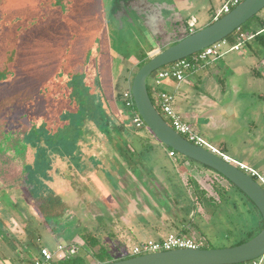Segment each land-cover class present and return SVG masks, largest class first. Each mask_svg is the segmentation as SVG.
Masks as SVG:
<instances>
[{"label": "rangeland", "instance_id": "1", "mask_svg": "<svg viewBox=\"0 0 264 264\" xmlns=\"http://www.w3.org/2000/svg\"><path fill=\"white\" fill-rule=\"evenodd\" d=\"M84 1L89 0H81L82 3ZM101 1L104 3L103 12L104 18L107 20L106 22H108L109 18H111L110 13L113 15L112 22L109 26L112 29V33H110L112 35V40L110 42L113 44L112 47L114 49V53L122 55L131 63L128 67L130 71L127 73V80L122 79L120 81L122 89L125 90L131 83H133L134 77L139 71L140 65H138L136 61L143 57L149 49L158 45L162 48V52H164L189 36L184 33L180 34L179 30L176 31L174 29V27H176L174 20L170 18L194 17L198 21V25L195 30L199 31L211 25L208 22H206L207 24H204V14L209 17L212 10L217 13L227 0H213L212 3L207 4L208 10L205 12L204 0H182L184 3L192 2V5H194L189 12L178 13L177 15L174 13V16H172V12H163L160 11L159 7H157L158 2L163 3V1H166L165 3L168 4L169 0H135L130 3L129 7H126L123 4L121 7L122 9L119 8L118 12L116 11L114 14V0ZM86 3L87 2L83 3V5ZM90 10L91 8L88 4L84 7H80L82 18H89ZM152 10L153 12H151ZM149 12L154 13L158 18H144L146 16L152 17V14H149ZM20 20V18H5L0 20V22L2 21V24H0V38H2L0 48V117L9 118L11 120L13 117H15V119L16 117L18 119L27 117L30 124L27 131H30L31 134L27 137V143L31 149L39 151V159L36 163L38 166H36V168L39 167L40 174H28L25 171L24 163L20 159L18 160L13 158L12 160H5L0 157V197L8 195V197H10L9 203L14 204L17 207L16 209H13L8 205L0 207V217L2 218L3 224L11 233L13 238H16V251H18V259L15 260V264H30L31 258H34V254L38 249L40 250L41 247L47 248L54 255L55 262L53 264H106L120 261L139 244L141 237H143L144 234V239L148 240L151 238L145 230V227L148 226V220H152L153 215L150 214L145 216L143 215L144 211H131V217H126V219L121 220L114 219V221H111L109 218H106V216L118 213V207L114 203H103L105 205L104 211L106 213L103 214L104 212L101 213L98 206L93 203L87 204L86 201H84V204H72L70 203V198L65 196L63 197L64 204L67 206L64 207L67 210V217L65 218H68L69 220L60 219V221L57 222L46 223L42 220L43 214L34 206V201L40 199L42 196L50 197L49 194L52 195L54 192V189L51 186L45 188L42 194L39 192H31V182L35 179V177L44 178L43 175L49 176L50 174L47 172H51L52 170L56 171V167L64 168L65 171L63 170L62 173L66 174L67 177V175L70 174H67L66 166L76 159V161H74L76 165L83 164L90 167V169H87V171L90 170V174H83L87 179L85 183L88 184L90 181H94L93 176L102 174L101 172L108 169V167L107 163L104 162L105 159L93 160L94 158L92 155L86 154L85 150L77 151V153L76 151L69 153L71 152L70 149L73 146L68 143L54 140V138H56V135L53 133L55 130L51 128L55 122L57 126H61L58 124L62 123V120H47L46 118H42L40 113H30L27 111V106L32 101V89L29 84L32 86L34 83L41 82V78L45 74L44 69H46L44 64L47 63L50 55L46 54L48 49L43 42L40 43V40L38 43L35 42L36 47L32 48L35 50L30 51V54L32 55L26 56V58H23L22 55V58H20V56L15 53V49H13L12 46L16 43V41L19 42L20 40L19 36L14 37L16 35H14L15 31L12 28L15 25L12 24H16ZM260 21H264V9L257 16L249 20L243 26L244 29H242L238 35L243 33L249 36L250 34L257 33L261 29ZM32 22L36 23L37 19H33ZM160 22L161 25L158 29L157 26ZM109 26H107L108 29ZM180 26H184L183 21ZM232 44L233 43H230L228 46H224L221 49L223 54L225 52L227 53L218 63L223 66L222 70L224 74L222 77H224V80L227 81L231 79V74L229 72H225L228 68L233 70L232 76L234 78H236L238 74L234 72L235 68L231 65L234 61H236L238 65H241L254 57L253 53L249 50L250 47L253 50H259L261 52V57L264 56V47L260 41L254 37H252L251 41H246V43L243 44L241 52H228L232 47ZM99 52H101V48L95 47L90 49L85 62L82 64L84 66V74L88 73L90 66L93 65V62H98L100 59L105 61L106 59L108 60V56H110L108 53L99 54ZM241 53L244 55L242 56ZM19 61L22 63L21 67L19 66ZM258 62L259 60H257L256 63ZM245 68L246 74H244L243 78L248 80L251 73L250 71L252 70L248 71L249 69L247 67ZM258 71L264 75V69L262 66L258 69ZM153 76L154 75L148 79L149 89L152 87ZM215 80H217V78ZM166 82H171L176 85L175 81L167 79L162 81V86ZM188 82L194 86V88H192L191 96H193L194 93L199 96L207 95L205 87L196 84L193 79H188ZM184 84L185 83L181 84L180 88H182ZM27 86L30 89L27 88ZM253 90L254 89L245 87L243 88L241 95H250ZM181 95L183 98L185 97L183 90H181ZM179 96L180 94L177 96V99ZM239 104H244L245 107L243 124L254 121L258 124L260 120L259 110L261 106H264V93L254 95L252 100L248 103L240 102ZM158 111L166 122L169 123V120L159 108ZM195 113L196 112L193 110V115H197ZM194 117L200 118V115ZM187 121L191 123V127L205 141L213 147L220 149V146L215 144L213 139L206 134L202 122L204 121L203 117H201L200 120ZM131 127L132 126H130V129ZM17 129V123H15L10 127V132L18 133L19 130ZM246 131L247 130L245 129L239 131L238 135L234 137L235 139L230 142V148L232 147V149H236L238 147L242 151V158H240L241 163H244L251 169L264 173V134L257 132L256 135L258 140L256 144L254 146L251 145L250 149H246L242 147L245 138L249 141ZM129 133L130 134L125 137V140L122 141L124 147L125 145L128 147V144L131 145L133 150L130 152L133 161L138 165L140 164L141 166H146L152 174L158 175V182L161 180L176 182L178 180L176 175L178 172H173V170L176 163L178 162L179 164V160H186L189 164H196L200 168L205 169L201 164L197 162L192 163V161L185 159L186 157L178 153L176 158L172 159L169 156V148L163 145L147 126L142 128H133ZM13 140L15 148L20 149L21 144L18 138L15 137ZM230 154L233 155V152ZM72 156H74L73 160L71 159ZM160 166L166 167L168 173L159 174L160 171L157 170V167ZM185 169L186 168H181L179 172L181 174H187V169ZM207 170L211 172V174L207 177H204V173L199 175L201 183L199 184L201 186L199 190L194 185L190 190H188L190 197H192L195 202H198L199 205L201 204L200 206L198 205L199 212H194L192 207L193 210H186L185 214H181L183 215V218L185 216L188 222H195L196 225L198 224L197 226L199 232L197 231L191 238L197 242L201 241V245H204L209 250L232 248L242 244L243 242H247L250 234H256V232L252 233V231L255 228V219L260 218V215L257 213L253 204L248 201L247 197L244 196L234 185L232 186L226 179L217 176V172L211 169ZM194 175L196 176V174ZM132 180L134 181H132L134 184L131 181L127 182L125 188L128 187V191L131 192L136 185H139V192L137 191L139 189L137 187L135 188L138 193L136 197L140 199L138 203L144 205L145 200L148 198L146 196L148 194L146 188H153L157 193L155 196H151V198L149 197L151 201L150 203L157 204L156 201L158 200V203H160V205L165 209L166 214L172 213L179 217V211H173L171 209L173 208L171 202L173 201V198H171L172 196L170 197L167 192L163 191L161 186L158 185V182L152 179L151 176H147L145 174L143 178L141 176L139 179L134 178ZM262 186L264 188V185ZM141 189H145L147 194L144 195L145 193ZM81 190L84 191L83 188ZM168 190H170V188ZM176 190L180 192V194L176 193L178 194L177 196H180L181 199L186 198L189 200L187 194H185V196L181 194L182 187L177 186ZM69 191H71V189ZM115 191V189H112L113 193H115ZM182 193H185V191ZM74 198L75 196H73L72 201L75 200ZM204 198L209 200V202L214 205L207 204L210 207L209 209L205 208L202 202ZM27 205L29 210L25 207ZM58 205L62 206L63 203L59 202ZM188 206L190 205L186 203V208H189ZM80 208L84 209L79 211L78 209ZM138 209L141 208L138 207ZM135 213H137V217ZM191 213L196 216L192 218V216H190ZM200 215L203 219L200 218ZM204 215L207 217V221H204ZM94 218H98V223L101 225L92 223L95 222L92 221ZM30 219L35 221L31 222ZM257 223L256 227H258L260 222L258 221ZM104 225L112 229L114 236L111 238L107 237L100 239L102 246L107 250V252L97 257L99 247L91 250L82 240L81 234L89 232L99 238V236L96 235V229L101 228L100 226ZM71 241H75L74 243H78L80 245V252L77 256L67 260L64 259V254L58 251V247L59 245H67ZM8 245L11 244L2 243L1 249L9 251ZM2 253H0V256ZM258 262L259 264H264V257L260 258ZM0 263L6 264L1 259Z\"/></svg>", "mask_w": 264, "mask_h": 264}, {"label": "crops", "instance_id": "2", "mask_svg": "<svg viewBox=\"0 0 264 264\" xmlns=\"http://www.w3.org/2000/svg\"><path fill=\"white\" fill-rule=\"evenodd\" d=\"M212 1L213 0H204V12L208 10L207 4L212 3ZM85 2L87 3L83 5ZM165 2L166 1H163V3L158 2L157 7L160 8V11L172 12V16H174V13L177 15L178 13L189 12L194 5H192V2L184 3L182 0H169L168 4ZM83 3L81 0H0V20L5 18L21 19L16 24H12L15 25L12 29H14V35H16L13 36H19L20 40L19 42L16 41L12 46V48L15 49V53L18 54L20 58H22V55L23 58L32 55L30 51L35 50L32 48H35L36 43L40 40V43L43 42L48 49L46 54L50 55L47 63L44 64L46 69H44L45 74L42 76L41 82L34 83L32 86L29 84L32 89V101L27 106V111L30 113H40L42 118H46L47 120H62L63 122L58 124L61 126L53 125L52 128L50 127L55 130L53 133L55 135L70 134L78 137L79 142L70 150L76 151V153L77 151L89 150L88 154L92 155L94 158L93 160L105 159L104 162L107 163L108 167V169L101 172L102 174L93 176L94 181H90L88 184L85 183L87 179L82 172H79V174H70L66 177V174L62 173L65 169L56 167V171L53 170L56 172L55 174H50L49 176L43 175L44 178L35 177L34 182H32L30 186L31 192H35L36 190L37 193L39 192L42 194L45 188L51 186L54 189L52 195L57 196L58 201L63 203V207H67L64 204L63 197L68 196L70 198V203L84 204V201H86L87 204L93 203L98 206L101 213L104 212L103 214L106 213L101 208V205L105 207L103 203H114L118 207V213L106 216V218H109L111 221H114V219L121 220L126 219V217H131V211H144L143 215L145 216L151 214L153 215L152 220H148V226H146L148 228L145 227V230L151 238L148 240L144 239V234L139 244L160 241L171 233H181L183 229L186 230L187 233L182 232V235L193 237L197 231L199 232L198 224L196 225L195 222H188L185 216L183 218L181 214H185L186 210L190 211L193 209L194 212H199V203L195 202L193 198L190 197L188 190H190L193 185L199 190L201 187L199 185L201 184L199 175L204 173V177H207L211 172L206 168H200L196 164H189L186 160H179V164L177 162L173 170V172H178V174H176L178 180L176 182L164 180L158 182L157 179H159V176L152 174L146 166L136 164L133 159H127V151L133 150L131 145L128 144V147L127 145L124 147L122 143L125 137L130 134L127 130L119 133L121 134L120 137L115 138L117 141H112V132H110L112 126L111 124L110 126H105L102 120V118L105 117V113H108L105 109L103 110V106H101L102 104L99 103L100 100L97 98L99 87L96 82V70L94 66H96L97 63L99 64L98 70L104 75L103 78L105 81L103 87L105 86L104 88L106 89V86H109L111 82V77L120 81L122 79L127 80V73L130 71L128 67L131 63L122 55L114 53L113 44L110 42L112 40V35L110 34L112 33V29L109 26L112 22L113 15L110 13L111 18L106 22L107 20L104 18L103 12L104 3L101 0H89ZM87 4L91 8L89 18H82L80 7H84ZM151 12H153V10ZM149 14H152V17L146 16L144 18H158L154 13L149 12ZM215 14L216 12H213V10L209 17L204 14V24H207L206 22L209 24L215 22ZM35 18L38 23L32 22ZM170 19L174 20V24L176 25L174 29L176 31L179 30L180 34L184 33L190 35L189 23L192 20L196 21V26L198 25V21L194 17ZM182 21L184 26H180ZM0 24H2V21ZM160 25L161 22L157 26L158 29ZM107 26H109V29ZM195 28L194 31L197 32ZM248 38L247 41L252 40L251 36H248ZM233 39L235 40V36ZM234 40L233 42L232 40H227L228 45L233 43L232 47H234L237 44ZM1 44L2 38H0V48ZM95 47L101 48L99 54L108 52L110 56H108V60L106 59L107 64L100 65L101 61H103L102 59L98 60V62L95 61L93 65L90 66L88 73L84 74L85 71L83 70L84 66L82 64L85 62L90 49ZM241 49L236 52H241ZM249 50L254 55L252 59L247 60L244 64L240 63L241 65H238L236 61L231 64L235 68L234 72L238 73L236 78L232 76L233 70L231 68L225 71L231 74V79H228L229 81L224 80V77H222L224 74L222 70L223 66L218 64L221 61V59H218L210 66L190 74L186 82H184V86H182V88L179 87L180 89L171 82H166L160 87V90L174 96L176 100L175 109L184 121H196L203 117L204 121L202 122L206 134L213 139L215 144L220 146V149L214 148L232 162L240 164H244L240 162L242 151L238 147L236 149L230 148V142L235 139L234 137L238 135L240 130L245 129L247 130L246 134L249 137V141L245 138L242 147L250 149L251 145L254 146L258 140L256 135L257 132L264 134V106L260 107V120L258 124H256L255 121L243 124L245 107L244 104H239L240 102L248 103L252 100L254 95L264 93V75L258 71L261 66L264 69V56L261 57V52L259 50H253L251 47ZM161 52L162 48H160V46H153L143 57L138 59L136 63L141 65ZM113 55L115 59L112 58ZM241 55L243 56L244 54L241 53ZM143 58L145 59L142 61ZM257 60H259L258 63H256ZM21 65L22 63L20 62L19 66L21 67ZM245 67L249 69L248 71L252 70L250 71L251 73L248 80L243 78L244 74H246ZM19 70L21 71L20 68ZM82 77L84 80H82ZM216 78L217 80H215ZM188 79H193L196 84L205 87L207 95L199 96L194 93L195 95L193 94V96H191L194 86L188 82ZM152 86H154V83H152ZM245 87L254 90L250 95H241ZM27 88L29 87L27 86ZM181 90L185 93L184 98L181 95ZM179 94L180 96L177 99ZM193 110L196 112L195 114L200 115V118L194 117L197 115H193ZM110 118L112 117L110 116ZM67 119L70 121H65ZM75 119L79 121L78 124L74 122ZM81 119L82 124L80 121ZM109 134L111 137H109ZM231 152H233V155L230 154ZM130 158H132V156H130ZM171 158L173 159L176 157ZM74 161H76V159ZM74 161L72 163L74 167L78 168L80 165L82 166V164L76 165ZM192 163L194 162L192 161ZM157 168V170L160 171L159 174L168 173L166 167L160 166ZM181 168H186L187 174H181L179 172ZM145 174L156 180L163 191L167 192L170 197L172 196L171 198H173V201L171 202L173 208L171 209L173 211H179V217L172 213L166 214L165 209L158 203V200H155L157 204L150 203L151 196L153 197L157 193L153 188L145 187L148 194L145 189H141L144 191V195L147 194L146 196L148 197L144 205L138 203L140 199L136 197L138 194L137 191H140L139 185L135 184L139 189L137 191L135 190L136 187L133 188L131 192L128 191V187L125 188L127 182H132V179H139L141 176L143 178ZM194 174H196V176ZM177 186L182 187V192L185 191V193L181 192V194L184 196L187 194L189 200L186 198L181 199L180 196H177L180 194V192L176 190ZM167 187H169L170 190H168L169 188ZM82 188L84 191L81 190ZM70 189L71 191H69ZM112 189L116 190L115 193L112 192ZM73 196H75V200L72 201ZM202 202L204 207L208 209L210 207L209 205H214L210 203L209 200H206V198H204ZM186 203L190 205L188 206L189 208H186ZM34 206L38 211L41 210L40 206L35 202ZM25 207L29 210L28 205ZM138 207L141 209H138ZM83 209L84 208H80L78 210L82 211ZM135 215L136 217L138 216L137 213H135ZM190 216L194 218L196 215L191 213ZM200 218L203 219L201 215ZM207 220V217L204 215V221ZM34 221L33 219L31 220V222ZM92 221H95L92 223L101 225L98 223V218H94ZM100 227L101 228L96 229V235L99 236V239L111 238L114 236L112 229L108 226L104 225ZM4 230L6 234L2 235L0 233V253L3 252L0 259L6 264H15V260L18 259L16 238H13L5 225ZM75 241L69 243H74ZM2 243L11 244L8 245L9 251L1 249ZM199 243L202 244L201 241H199ZM38 254L39 249L34 254V257L38 256Z\"/></svg>", "mask_w": 264, "mask_h": 264}, {"label": "water", "instance_id": "3", "mask_svg": "<svg viewBox=\"0 0 264 264\" xmlns=\"http://www.w3.org/2000/svg\"><path fill=\"white\" fill-rule=\"evenodd\" d=\"M263 9L264 0H245L208 27L151 58L137 72L132 83L137 112L153 135L166 147L217 172L241 191L259 211L263 221L261 231L249 241L232 248L179 249L106 264H248L264 257V188L234 164L179 135L159 113L148 90V79L153 73L226 40ZM101 208L105 210L102 205Z\"/></svg>", "mask_w": 264, "mask_h": 264}, {"label": "built area", "instance_id": "4", "mask_svg": "<svg viewBox=\"0 0 264 264\" xmlns=\"http://www.w3.org/2000/svg\"><path fill=\"white\" fill-rule=\"evenodd\" d=\"M245 0H227L222 8L215 14V21L222 18L223 16L229 14L233 9L243 3ZM196 26V21L192 20L189 23L190 35L195 33L194 28ZM240 29L235 33V37L238 39V43L229 49L231 51H239L243 44L249 39L245 34L238 33ZM252 38V37H251ZM224 46H228V41L224 40L219 42L209 48L204 49L195 55L177 61L171 65H168L155 73H153V83L154 86L149 89L150 97L155 105V107L160 109L163 114L169 120V125L173 128L179 135L184 137L190 143L205 148L212 153L221 156L227 162L234 164L240 170L250 175L255 179L261 186L264 185V173L256 171L247 167L245 164L235 163L229 160L227 157L223 156L217 149L205 141L200 135H198L195 130L191 127V123L184 121V119L177 113L175 109V98L173 95L160 90L162 86V81L167 79H172L176 82V86L179 88L181 84L186 82L187 77L190 74L204 69L214 63L216 60L221 59L224 54L221 49ZM123 100L126 103V111L124 117L130 122L133 128H142L146 126L143 119L137 112L133 94H132V83L123 91ZM170 157H176L177 152L170 151ZM263 187V186H262ZM201 243L192 239L191 237L180 235L178 233H171L164 239L156 242H144L135 246L132 251L127 255L131 257L144 256L148 254L168 252L179 249H199ZM58 251L64 254V259L69 260L77 256L80 252V245L78 243H69L67 245H59ZM30 264H53L55 262L54 255L47 249L41 248L39 250L38 256L30 260ZM253 264H259L258 260L253 261Z\"/></svg>", "mask_w": 264, "mask_h": 264}, {"label": "trees", "instance_id": "5", "mask_svg": "<svg viewBox=\"0 0 264 264\" xmlns=\"http://www.w3.org/2000/svg\"><path fill=\"white\" fill-rule=\"evenodd\" d=\"M134 1L135 0H114L113 14L116 13V11L118 12L119 8L122 9L121 7L123 4L126 7H129L130 3L134 2ZM260 24H261L260 31H258L255 34H250L249 36L256 38L258 41H260V43L264 47V21H260ZM242 29H244V27H241L240 31ZM234 36H235V33L233 35L229 36L226 40H228V41L232 40V42H233ZM234 42L238 43V39L236 37H235ZM112 58L115 59V56L113 55ZM144 59L145 58H143L142 61ZM103 61H101L100 65H106L107 62L105 60H103ZM148 62H149V60L147 62L142 63L140 65L139 70ZM94 69L96 70V72H95L96 73V80H97L96 82H97V85L99 87L98 88L99 91L97 93V98H98V100H100L99 103L102 104L101 106H103V110L105 109L108 113V114L105 113V117L106 116L107 117L106 118L103 117L102 120L105 123V126H110V124H111L112 129L110 130V132H112V138H113L112 141L113 140L117 141L115 138L120 137L121 134H119V133L124 132V130L125 131L127 130V132H130V130L133 129L132 127L130 129L131 124L124 117V113L127 109L126 103L122 97V93L124 90L121 87L120 80H117L114 77H111V82H110L109 86H106V89H105L104 88L105 86L103 87V83L105 81L103 78L104 75L102 74V72H100L98 70L99 69L98 63L96 64V66H94ZM84 78H85V76H84ZM82 80H84L83 77H82ZM148 90H149V87H148ZM108 115H110L112 118H110V116H108ZM28 121L29 120L27 119V117H23V118H19V119L17 117L15 119V117H13L12 120L9 118L0 117V157L2 159H5V160H9V159L12 160L13 158L18 159V160L20 159L24 163L25 171L28 174H40L39 167L36 168V166H38V164L36 165V163H37V160L39 159V151L31 149L27 143V139H28L27 137L31 135L30 131H27V129H29V125H30ZM65 121L68 122L70 120L67 119ZM80 121L82 124V119ZM74 122H76V124L79 123V121H77L76 119L74 120ZM15 123H17V128H18L17 130H19L18 133L10 132V127L12 125H14ZM54 125L56 126V122L54 123ZM15 137L18 138V140L20 141V144H21L20 149L15 148V146H14V140L13 139ZM109 137H111L110 134H109ZM54 140H58V141L63 142V143H68L69 145H71L73 147L75 145H77L76 144L77 142H79L78 137H76L74 135H70V134L56 135V138H54ZM169 151H173V150L171 148H169ZM72 152L73 151L71 150V152H69V153H72ZM88 153H89V150L86 151V154H88ZM130 156H131V152H130V150H128L127 151V159L128 160L132 159V158H130ZM73 158H74V156L71 157L72 160H73ZM185 159L190 160L188 158H185ZM29 163H32V164H29ZM72 163H70L69 166L67 165V171H66L67 174H79V172H82V174L90 173L89 172L90 170L87 171V169H90L89 166H85L82 164V166L81 165L79 166L80 168L79 167L76 168L72 165ZM203 167L206 169H210V168L205 167V166H203ZM47 173L48 174H55V172L53 170L51 172H47ZM217 176L223 178L219 174H217ZM32 182H34V180H32ZM231 185L233 186V184H231ZM35 192H36V190H35ZM9 200H10V197H8V195L0 197V207L1 206L5 207V206L9 205L13 209H16L17 208L16 205L9 203ZM248 201H250V200L248 199ZM34 202L40 206V208H41L40 212L43 214L42 220L45 221L46 223L57 222V221H60V219H65V220L68 219V218H65V217H67V215H66L67 210H66V208L58 205L59 201L57 199V196H55V195H50V197L49 196L48 197L42 196L40 199H38ZM4 204H6V205H4ZM253 206H254V204H253ZM254 208L256 209L257 213L260 215L257 208L255 206H254ZM1 219L2 218L0 217V233L3 235L6 233H5L4 225H3V222ZM258 221L260 223H259L258 227H256V225L258 224L257 223ZM254 227L255 228L252 231V233L256 232V234H258L263 227V221H262L261 215H260V218L255 219V226ZM182 232L187 233V231L184 229L182 230ZM256 234L255 235L250 234L248 241L250 239L254 238L256 236ZM180 235H182V234H180ZM81 238L85 242V244L89 246V248L91 250H94V249L99 247V252H98L97 257L100 256L101 254H105L107 252V250L102 246L101 240L97 236H95L93 233L84 232L83 234H81ZM243 243H245V242H243ZM200 249H207V248L204 245H202L200 247ZM129 258H132V257L126 256L121 260L129 259ZM248 264H250V263H248ZM251 264H253V262H251Z\"/></svg>", "mask_w": 264, "mask_h": 264}]
</instances>
